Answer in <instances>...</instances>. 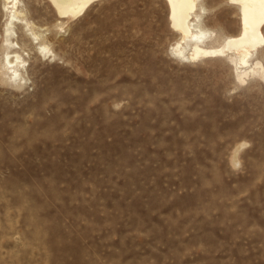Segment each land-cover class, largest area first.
Returning <instances> with one entry per match:
<instances>
[{
    "label": "rangeland",
    "instance_id": "1",
    "mask_svg": "<svg viewBox=\"0 0 264 264\" xmlns=\"http://www.w3.org/2000/svg\"><path fill=\"white\" fill-rule=\"evenodd\" d=\"M21 2L57 56L0 85V264H264V83L173 57L164 0Z\"/></svg>",
    "mask_w": 264,
    "mask_h": 264
},
{
    "label": "bare ground",
    "instance_id": "2",
    "mask_svg": "<svg viewBox=\"0 0 264 264\" xmlns=\"http://www.w3.org/2000/svg\"><path fill=\"white\" fill-rule=\"evenodd\" d=\"M97 1L49 0L57 13L67 19L81 17ZM164 1L170 29L177 35L170 47L173 57L186 63L226 58L240 83L256 78L264 83V61L259 57L264 51V0H229L240 13L241 27L239 34L227 36L206 26L204 17L209 9L205 0ZM21 3L4 0L7 21L0 46V85L12 91L27 85L28 60L32 55L49 60L57 56L47 31L39 30L27 18Z\"/></svg>",
    "mask_w": 264,
    "mask_h": 264
}]
</instances>
